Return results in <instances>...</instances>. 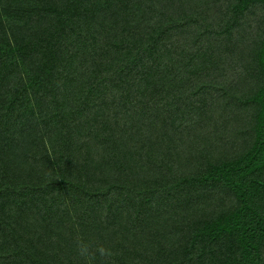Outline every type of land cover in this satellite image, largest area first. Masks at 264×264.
<instances>
[{"label":"trees","instance_id":"1","mask_svg":"<svg viewBox=\"0 0 264 264\" xmlns=\"http://www.w3.org/2000/svg\"><path fill=\"white\" fill-rule=\"evenodd\" d=\"M21 1L42 27L28 47L39 87L24 81L23 102L18 93L0 94V264H264V0H205L211 14L222 12L216 21L181 8L151 27L87 17L84 0ZM123 1L101 6L111 12ZM224 45L231 61L206 55ZM174 53L182 55L164 59ZM159 66L162 86L178 79L177 87L197 85L191 92L205 95L200 106L189 105L201 128L240 135L245 149L217 157L203 134L162 128L159 121L167 122L158 116L149 123V102L133 92L147 74L157 86L146 69ZM203 69L214 72L208 83ZM64 98L86 116L83 124L92 118L91 108L82 112L89 103L102 110L74 150L49 152L40 106ZM105 110L116 111L120 125L102 127ZM68 135L58 139L62 147ZM63 156L76 166L65 171ZM188 163L197 174H181ZM30 167L53 174L37 180L25 174ZM108 168L112 182L103 177ZM230 199L226 211L211 209Z\"/></svg>","mask_w":264,"mask_h":264},{"label":"rangeland","instance_id":"2","mask_svg":"<svg viewBox=\"0 0 264 264\" xmlns=\"http://www.w3.org/2000/svg\"><path fill=\"white\" fill-rule=\"evenodd\" d=\"M101 1L103 2V0H84V9H88L91 13L86 15L87 17L92 16L93 18H97L100 16V14H104L105 20H112V18L119 16L121 19H123V21L136 23L139 25V27L156 26L160 22L166 20V16L172 9L179 11L181 8H186L189 12H195L196 15L204 14L206 17L211 16L209 17V20L212 21H216L218 16L221 17L223 15L221 14L222 12H218L217 14L216 11L211 14L210 11L204 6L205 0H124L119 5L118 9H113L111 12H109L110 7L103 9L101 6ZM42 4L43 3H41V5ZM51 6H49V8H51ZM26 7L27 5L21 0H0V56L6 55L4 58V70L6 74L3 77V82L0 83V94L5 97L3 100L11 98L14 94L18 93L19 99L23 102L25 100V96L19 92L21 90L22 83L28 80L29 77L34 79L33 77L37 74V60L31 53L32 49L28 50V47L31 48L33 43L43 36L41 33L42 27L40 26L41 24H39V17H33L28 15V13H24L23 9ZM258 13H261V11ZM3 28L5 31H3ZM129 29H133V27H128V30ZM141 30H143V28H141ZM193 34L195 33H191L190 37H192ZM175 44V41L171 42L169 47L170 53L176 52ZM209 45L210 44L207 43L208 47ZM222 47V52L216 48H209L208 54L206 55L214 58L216 62L220 64L231 61V58L229 57L230 53L228 46L224 45ZM219 49H221V47ZM170 55H176L175 58H178L182 54H167L164 59ZM221 56H223V62L221 61ZM161 66H159L157 70L153 68L146 69L153 75V80L158 84L157 86L147 84V81L151 80L152 78L151 75L147 74L139 80L137 89L133 92V97L137 100V102L140 100L143 102H149L148 105L150 107H148L146 110L149 116H151L150 118H152L149 120V123L153 122V118L158 116V118H160L162 121L167 122L163 124V122L159 121V125L162 128L163 125L165 128L170 129L178 127V133L185 129L188 131L190 136H193L195 132L201 133L206 136V141L211 143L214 142V144L212 143V146H214L213 148L215 149L217 157L221 156L230 158L235 156L238 152H242L245 149L246 141L245 139L240 140V135L234 134L232 137L229 135L230 138H228V135H224L221 130H207L201 128V120H198L199 118H197V116L195 117L194 115L196 113L195 106L190 107L189 105L194 104L200 106L199 101L202 100L205 95L203 96L200 93L196 94L191 92L197 85L190 86L186 84L185 86L177 87L178 79H176L174 83L171 82L169 84L167 82L166 86H162V76L161 72H159ZM201 73L204 80H207V83L209 77L213 76L214 74V72H210L206 69H203ZM224 73L226 74L225 70ZM84 74L87 73L84 72ZM101 75H103V73H101ZM163 79L165 81L167 80L165 76H163ZM34 82V86L39 87L38 81L34 79ZM190 95H193L195 99L190 101L188 98ZM114 100L115 98L113 99L112 104L114 103ZM74 103L75 101L73 99L64 98L59 102L56 101L55 103H50V109L47 108L46 105L40 106L41 112L44 111L42 113L44 116L43 118L46 119L45 127H42L40 135L42 136L43 142L49 152H52L53 148L57 151H59L61 148L66 150H74L80 142L88 138V136L86 137V135L89 134L87 132L95 123L94 114L96 117L102 110V107L100 109H96L98 106H95V102L89 103L82 112H86L87 114V109L91 108L92 118H89L83 124L86 116L77 114L75 112L76 108ZM41 104L43 105L44 102ZM116 113L117 112L115 111L113 115L111 113L108 116L106 115L107 113L105 110L104 121L101 122L102 127L105 126L109 129H113V125L115 123L120 125L118 121L119 118L116 117ZM140 119L141 126L145 127L148 124V120H145L143 115L140 117ZM98 126L100 127L99 124ZM117 128L118 127L115 129ZM169 132L172 134L173 130ZM67 133L69 134L68 137L72 143L69 142L66 146L62 147L58 139L62 134L67 135ZM25 136L32 135L25 131ZM222 136L226 139H223ZM193 137L195 138V136ZM30 140H33V137ZM54 154H52L53 159L58 155L55 152ZM63 158L65 160L64 163H62L64 170L70 168L71 166H76V164L73 163V160L72 162L67 160L69 158L68 156H63ZM179 168L181 174L190 176L197 174L199 171L194 163H188L187 165L182 164L179 165ZM28 173L31 176H35L37 180L40 179L43 181L49 179L53 174L50 169H31V167L25 172V174ZM113 174L114 172L111 168L104 169L103 177L105 180L112 182L114 176ZM211 199L213 201L215 197L211 196ZM234 203L235 202L233 199L228 200L226 203H224V201H220L219 204L214 202L211 209L222 213L231 208Z\"/></svg>","mask_w":264,"mask_h":264}]
</instances>
